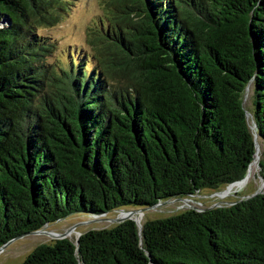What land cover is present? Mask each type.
Returning a JSON list of instances; mask_svg holds the SVG:
<instances>
[{
  "label": "trees",
  "instance_id": "trees-1",
  "mask_svg": "<svg viewBox=\"0 0 264 264\" xmlns=\"http://www.w3.org/2000/svg\"><path fill=\"white\" fill-rule=\"evenodd\" d=\"M76 1L0 0V246L242 180L247 86L264 148V0H108L89 40L60 49L45 32ZM76 242L20 264H264V194Z\"/></svg>",
  "mask_w": 264,
  "mask_h": 264
},
{
  "label": "rangeland",
  "instance_id": "rangeland-1",
  "mask_svg": "<svg viewBox=\"0 0 264 264\" xmlns=\"http://www.w3.org/2000/svg\"><path fill=\"white\" fill-rule=\"evenodd\" d=\"M110 11L111 8L108 5V0H77L74 8L61 19L60 23L50 28L45 34H48L47 36L58 42V48L66 50L70 47L71 50L75 48L77 50L78 46L83 45L89 40L88 29L93 27L96 17L99 16L98 18L101 19ZM82 49L88 50V47L83 46ZM247 93L243 108L250 112V91ZM260 153H264V150H260ZM258 160L259 151L253 161L254 168L252 174L249 175L245 184L240 187L234 186L231 189L223 187L214 192L202 190L194 197L183 198L185 201L176 199L162 202V204L154 208L147 209L141 215H134L132 220H136L142 225L146 221L166 218L188 209L204 210L206 208L228 205L229 203L250 197L257 191L264 194V182L259 177L260 167L257 165ZM120 217L121 214H119L118 210L97 218L74 214L49 224L46 229L60 234L74 227L73 232L66 239L75 243L79 234L93 229L111 228L118 224L115 219ZM51 243H53V240L47 235H30L15 240L0 252V264H20L37 246Z\"/></svg>",
  "mask_w": 264,
  "mask_h": 264
},
{
  "label": "water",
  "instance_id": "water-1",
  "mask_svg": "<svg viewBox=\"0 0 264 264\" xmlns=\"http://www.w3.org/2000/svg\"><path fill=\"white\" fill-rule=\"evenodd\" d=\"M145 12H146V15L149 17V22L151 23L152 22V19H151V16H150V13L148 12V8L145 7ZM251 55L253 56V59H255V55H254V52H253V47H252V53ZM176 70V69H175ZM176 73L177 75L179 76V72L178 70H176ZM180 78V77H179ZM250 91V97H251V89H250V86H247L244 90V93H243V100H242V107H243V103H244V100H245V96L246 94L248 95L247 92ZM252 101V99H251ZM244 109V108H243ZM251 109H252V106H251ZM251 109H250V112H248L247 110L244 109V115H245V119H246V122L248 124V127L252 133V136H253V141H254V149H255V153H254V159L253 161L255 160V157H256V154L257 152L259 151V160L262 158L261 155L263 153H260V150H264V148L261 146L260 144V140H259V136H258V133H257V129H256V124L253 120V117H252V114H251ZM259 160H258V163H259ZM253 161L249 164L248 168H247V171H246V175L245 177L240 180V181H237V182H234L230 185H228L226 187V189H230V187H233V186H241L243 184H245V182L247 181V178L249 176V169H250V166L251 164L253 163ZM257 163V165H258ZM259 166V165H258ZM261 180L264 182V180L261 178ZM262 194L260 191H257L255 192L252 196L250 197H253L255 195H260ZM179 201H185L184 199H177ZM162 203H158L156 204L155 206L151 207V208H154L158 205H160ZM229 204H232V203H229ZM151 208H147V209H151ZM147 209H132V210H128V211H124V210H118L119 214H126L125 216L121 217V218H117L115 219V221L117 223H121V222H124L126 220H132V217L134 215H141L144 211H146ZM210 209V208H209ZM198 210V209H197ZM198 211H202V210H198ZM95 218V217H94ZM136 225L138 226L139 230L141 229V225L139 224L138 221L134 220ZM49 224H45L41 229H38L36 231H32V232H27V233H24V234H21L11 240H9L7 243H5L4 245L0 246V252L6 247L8 246L9 244H11L12 242H14L15 240H18V239H21V238H24L26 236H30V235H47L49 238H51V240L53 241H58V240H63V239H66L70 236L71 232H73L74 230V227L73 228H70L68 230H66L65 232L63 233H56V232H53V231H48L46 228L48 227ZM80 234L78 235V238H79ZM77 241V240H76ZM75 241V244L77 246V242Z\"/></svg>",
  "mask_w": 264,
  "mask_h": 264
},
{
  "label": "bare ground",
  "instance_id": "bare-ground-1",
  "mask_svg": "<svg viewBox=\"0 0 264 264\" xmlns=\"http://www.w3.org/2000/svg\"><path fill=\"white\" fill-rule=\"evenodd\" d=\"M253 168H254V164L252 163L251 166H250L249 172H248L249 175L252 174V172H253ZM248 177H249V176H248ZM233 187H234V186H233ZM231 188H232V187H230V189H231ZM125 215H126V214L122 213V214H121V217H123V216H125ZM121 217H120V218H121Z\"/></svg>",
  "mask_w": 264,
  "mask_h": 264
}]
</instances>
